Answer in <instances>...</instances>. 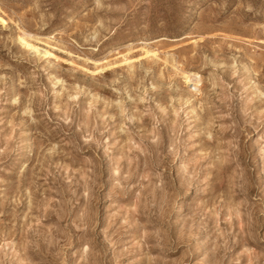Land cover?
<instances>
[{
    "label": "rangeland",
    "instance_id": "obj_1",
    "mask_svg": "<svg viewBox=\"0 0 264 264\" xmlns=\"http://www.w3.org/2000/svg\"><path fill=\"white\" fill-rule=\"evenodd\" d=\"M0 264H264V0H0Z\"/></svg>",
    "mask_w": 264,
    "mask_h": 264
}]
</instances>
